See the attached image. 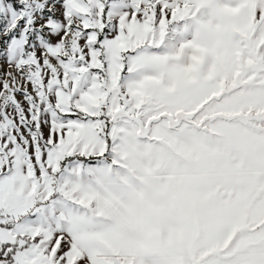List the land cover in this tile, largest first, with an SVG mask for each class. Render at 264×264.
<instances>
[{
	"label": "snow or ice",
	"instance_id": "snow-or-ice-1",
	"mask_svg": "<svg viewBox=\"0 0 264 264\" xmlns=\"http://www.w3.org/2000/svg\"><path fill=\"white\" fill-rule=\"evenodd\" d=\"M0 264H264V0H0Z\"/></svg>",
	"mask_w": 264,
	"mask_h": 264
},
{
	"label": "rangeland",
	"instance_id": "rangeland-1",
	"mask_svg": "<svg viewBox=\"0 0 264 264\" xmlns=\"http://www.w3.org/2000/svg\"><path fill=\"white\" fill-rule=\"evenodd\" d=\"M0 39H3L2 37H0ZM0 47H2V45H0ZM0 63H2V61H0Z\"/></svg>",
	"mask_w": 264,
	"mask_h": 264
}]
</instances>
